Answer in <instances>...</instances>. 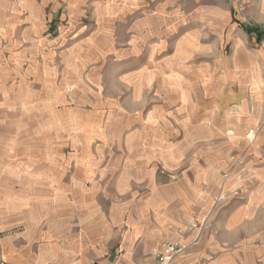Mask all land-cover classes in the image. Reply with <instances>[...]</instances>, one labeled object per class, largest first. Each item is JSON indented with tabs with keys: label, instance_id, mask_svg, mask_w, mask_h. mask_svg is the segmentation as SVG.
Instances as JSON below:
<instances>
[{
	"label": "rangeland",
	"instance_id": "rangeland-1",
	"mask_svg": "<svg viewBox=\"0 0 264 264\" xmlns=\"http://www.w3.org/2000/svg\"><path fill=\"white\" fill-rule=\"evenodd\" d=\"M44 2L36 34L24 11L13 33L0 34V221L14 206V187L37 185L39 170L62 168L68 180L69 168L83 167L89 156L98 160L89 178V224L82 223L89 206L80 200L65 205L63 221L41 211L51 228H69L74 217L82 236L97 237L92 259L94 247L83 246L88 264L136 257L160 264L155 251L181 241L173 264L203 238L241 248L242 264H264V0L36 5ZM40 30L53 41L50 64L30 60ZM147 31L163 35L147 46ZM95 32L101 47L117 46L119 61L102 63L97 47L74 43ZM156 42L167 47L159 64L150 57L121 61ZM139 67L145 69L129 71ZM179 73L192 78L193 95ZM136 116L141 120L133 122ZM25 229L0 228V236ZM71 233H57L58 253L75 250ZM126 244L135 250L130 259Z\"/></svg>",
	"mask_w": 264,
	"mask_h": 264
},
{
	"label": "crops",
	"instance_id": "crops-1",
	"mask_svg": "<svg viewBox=\"0 0 264 264\" xmlns=\"http://www.w3.org/2000/svg\"><path fill=\"white\" fill-rule=\"evenodd\" d=\"M22 2H24V4ZM46 5H48L47 2H44V4L40 6L38 4L36 5V0H0V34L7 35L14 32L13 30L16 27L14 22L18 21L20 11H24V16L27 18V21L33 23V27L30 31L35 32L36 34L38 31L37 29H42V26L44 25V12ZM142 24L144 26L149 25L147 20H145ZM153 32H148L149 36L144 38L147 46H151L149 41H156L157 38L160 40L161 35H163V33L160 34L158 31ZM38 34V39L40 41L38 43H34L35 48L33 51H30V60L33 62L32 64L39 61L38 59L43 60L46 64H50L52 63L51 61H53V41H48L45 36H43L42 30H40ZM132 34L133 32L130 31L128 36L132 38ZM79 36L80 38L76 39L74 43H80L82 41L81 44L97 47L100 50V62L104 63L113 58V60L119 61L118 55L113 53L117 49V46L110 43L108 44V47H101L103 44H100V42L97 41V32L90 36L87 34ZM160 42H156L155 45L152 44L154 45L152 46L153 48L145 47L144 49L136 52L132 51L124 55L123 60L121 61H134L136 59H140L141 57H150L156 60L162 55L165 56L167 47L166 45L162 46ZM130 48L136 50L137 46L132 43ZM176 51L177 49L175 47L174 54ZM179 51L181 52V48L178 49V52ZM111 55H113V57ZM155 60L152 64H159V61ZM180 65L182 67L184 66V63ZM144 69L145 67H139L137 69H130L129 71L138 72ZM180 77L187 84V87H184L186 89H190L189 94L193 95V88L196 89V87L195 83L192 82V78L184 76L183 73L180 74ZM181 79L180 82H182ZM147 84L148 82H146L144 86ZM184 89L181 88L179 93L181 94ZM160 103L162 105L161 111L167 112L169 106L168 103ZM179 103L183 106L182 102ZM150 104L153 105L154 103ZM132 120L133 122H138L141 119L136 116V118H133ZM97 162L98 160L95 157L90 158L88 156L83 163V167L75 166L73 168H69V171H72L69 175L74 174V176L72 178L70 177L68 180L64 179L66 171H62V168L39 170V174L37 175L38 180H36L38 183L37 185H31L30 182H27L29 185L24 184L22 187L13 188L12 198L14 206L12 207V202H10V206L5 213L8 217L7 221H3V223L0 221V228L23 226L26 229L24 234L18 237L14 235L0 236V264H88V258L83 257V246L90 245V247H94L91 248L94 250H91L93 252H90L89 256L91 257L90 259H92L94 257V253L97 254L98 251L97 237L95 238V235H92L91 233L87 236H85L86 234L82 236V226H76V224L81 221L80 219H74V217L68 219L67 223L69 224L67 227L69 228H64V226L63 229L59 227L57 230L55 227L51 228L50 225L52 226L54 224L53 221L50 220V218L45 219V213H42L41 211L46 209L52 210V216H60V219L63 221L66 211L69 212L68 209H65V205L69 207L68 203L70 201L80 200L83 203H86L85 206H89L87 208L86 215L82 220V223L87 222V224H89L88 222H90L91 212H89V204L90 202L92 204L95 199V196H93L94 184L89 181V178L91 177V173H93L95 166H97ZM73 171L75 173H73ZM60 222V220L57 221V223ZM105 230L108 231V228H105ZM66 231H72L71 236H69L68 239L74 240L75 250H71L68 252L69 254H60L58 253V243L55 242V238L57 239V233L60 232L63 234V239H65ZM224 243V241L214 238H203L196 242V244L191 245V248L185 251L182 255L177 256L173 264H242L241 259L246 256V253L242 252L241 248H225L223 246ZM131 247V245L126 244V256H128L129 259L132 251H135ZM160 247L161 244L157 248ZM141 259L142 258L140 257L132 258L131 260H126L124 264H144ZM92 264L98 263L96 260H93ZM149 264H157V262L152 261Z\"/></svg>",
	"mask_w": 264,
	"mask_h": 264
},
{
	"label": "built area",
	"instance_id": "built-area-1",
	"mask_svg": "<svg viewBox=\"0 0 264 264\" xmlns=\"http://www.w3.org/2000/svg\"><path fill=\"white\" fill-rule=\"evenodd\" d=\"M184 243L181 241L176 242H167L164 243L161 249L155 251L160 264H171L173 257L176 255L177 252H180L184 248Z\"/></svg>",
	"mask_w": 264,
	"mask_h": 264
},
{
	"label": "trees",
	"instance_id": "trees-1",
	"mask_svg": "<svg viewBox=\"0 0 264 264\" xmlns=\"http://www.w3.org/2000/svg\"><path fill=\"white\" fill-rule=\"evenodd\" d=\"M264 33V32H263Z\"/></svg>",
	"mask_w": 264,
	"mask_h": 264
}]
</instances>
